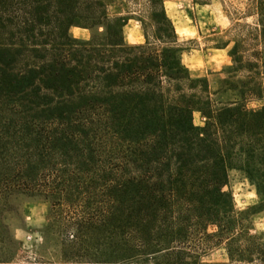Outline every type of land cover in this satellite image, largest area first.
I'll use <instances>...</instances> for the list:
<instances>
[{"label":"trees","instance_id":"1","mask_svg":"<svg viewBox=\"0 0 264 264\" xmlns=\"http://www.w3.org/2000/svg\"><path fill=\"white\" fill-rule=\"evenodd\" d=\"M241 4L221 43L237 98L216 101L164 0H0V209L49 202L48 264H264L225 189L236 171L264 199V104L246 105L264 87V0ZM130 19L142 42H125ZM3 210L0 264L17 249ZM224 242L227 262H191Z\"/></svg>","mask_w":264,"mask_h":264},{"label":"rangeland","instance_id":"2","mask_svg":"<svg viewBox=\"0 0 264 264\" xmlns=\"http://www.w3.org/2000/svg\"><path fill=\"white\" fill-rule=\"evenodd\" d=\"M242 0H164V8L171 20L178 41L183 48L181 60L193 77H204L216 101L237 98V92L226 88V73L223 66L229 63L228 47L221 43L228 40L229 13L232 6H241ZM115 9L110 8L113 13ZM71 35L88 39L91 30L72 27ZM125 42L133 44L143 41V32L138 20L130 19L123 29ZM264 104V87L258 97L246 98L249 110ZM196 125L201 124L198 112L193 114ZM225 189L232 196L234 209L242 218L243 232L264 242V199L255 187L240 173L231 171ZM4 205V204H1ZM50 204L47 200L29 195H11L3 210L11 235L17 241L16 253L4 264H48L58 263L61 258V235L45 229ZM12 246H9V251ZM228 242L191 259L192 263H220L228 261Z\"/></svg>","mask_w":264,"mask_h":264}]
</instances>
